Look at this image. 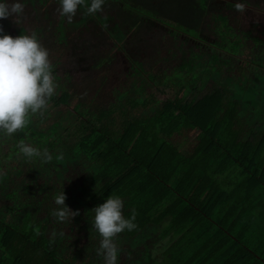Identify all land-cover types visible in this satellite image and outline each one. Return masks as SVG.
<instances>
[{
    "label": "trees",
    "instance_id": "trees-1",
    "mask_svg": "<svg viewBox=\"0 0 264 264\" xmlns=\"http://www.w3.org/2000/svg\"><path fill=\"white\" fill-rule=\"evenodd\" d=\"M236 3L264 9V0H105L69 23L58 0H36L18 23L0 20L13 38L37 36L57 84L26 129L0 134V264H105L93 209L113 195L137 225L115 238L118 264H264V120L242 116L233 86L214 75L234 72L222 62L234 53L220 16L242 28L234 45L248 49L249 33L264 45V17ZM69 51L79 79L62 71ZM21 142L52 161L27 160ZM63 189L79 213L67 222L52 215Z\"/></svg>",
    "mask_w": 264,
    "mask_h": 264
},
{
    "label": "clouds",
    "instance_id": "clouds-1",
    "mask_svg": "<svg viewBox=\"0 0 264 264\" xmlns=\"http://www.w3.org/2000/svg\"><path fill=\"white\" fill-rule=\"evenodd\" d=\"M104 3L105 0H59L57 11L71 23L80 8L94 15L103 10ZM235 10L245 12V4L236 3ZM24 11L22 0H0V20L15 17L18 23ZM56 89L49 52L37 36L22 34L13 38L4 34V28L0 25V134L12 136L26 129L31 117L48 107ZM19 151L29 161L38 158L48 163L53 159L47 150L41 151L24 142L19 144ZM66 199L64 189L54 197L58 207L52 215L59 222L73 220L79 215L66 205ZM123 210L124 201L118 195L108 197L93 209V227L102 238L97 254L103 256L105 264H118L117 235L137 227L135 214L126 218Z\"/></svg>",
    "mask_w": 264,
    "mask_h": 264
},
{
    "label": "rangeland",
    "instance_id": "rangeland-1",
    "mask_svg": "<svg viewBox=\"0 0 264 264\" xmlns=\"http://www.w3.org/2000/svg\"><path fill=\"white\" fill-rule=\"evenodd\" d=\"M36 0H22L25 5H29L30 2H35ZM48 1V0H46ZM54 1V0H52ZM245 1V0H243ZM256 0H246V2L254 3ZM11 2V0H9ZM56 2V1H55ZM59 2V0H58ZM252 5V4H250ZM51 7H56V4L51 5ZM257 8V7H256ZM253 9L252 7L246 9V14L248 18L252 20V16L256 15V17H264V9L257 8ZM218 23L221 28V38L223 42L224 49L229 52H233L234 56L228 55L224 53L223 63L228 62V67L230 69H234L233 74L230 76L222 75L220 71L215 72V76L218 82H226L233 86V94L234 98L238 99L240 102L241 115L246 118H252L257 120H264V69L257 67V62H264V57L262 61H259L260 53L263 49L264 45L259 50L260 40H256V36H251L248 34V38L253 40L252 45L248 49L245 48L243 44L234 45L233 41L229 39V37L233 36L236 31L242 29L239 22L233 24L230 21L226 20L222 16L219 17ZM253 26L257 25V22L251 23ZM210 31V28H208ZM220 33V32H219ZM193 34V33H192ZM216 39L219 38V35L215 33ZM264 40V38H263ZM190 43V41L188 40ZM217 42V41H215ZM73 43V41H71ZM218 43V42H217ZM219 44V43H218ZM238 44V43H235ZM240 50V52H238ZM244 52V53H243ZM248 52H252L248 54ZM264 53V52H263ZM236 54V55H235ZM122 56V54L120 55ZM78 58L76 56H72L71 51L68 52V59L66 60L62 71L69 72L73 75L74 78L79 79L82 77L80 70L77 68ZM200 65V64H199ZM190 61L187 65H184L183 72L186 74L190 71ZM240 67V70H235ZM239 71V74L237 73ZM214 72V71H213ZM88 73V72H87ZM123 72L121 71L119 75ZM89 74V73H88ZM248 116V117H247Z\"/></svg>",
    "mask_w": 264,
    "mask_h": 264
},
{
    "label": "flooded vegetation",
    "instance_id": "flooded-vegetation-1",
    "mask_svg": "<svg viewBox=\"0 0 264 264\" xmlns=\"http://www.w3.org/2000/svg\"><path fill=\"white\" fill-rule=\"evenodd\" d=\"M249 6V5H248Z\"/></svg>",
    "mask_w": 264,
    "mask_h": 264
}]
</instances>
